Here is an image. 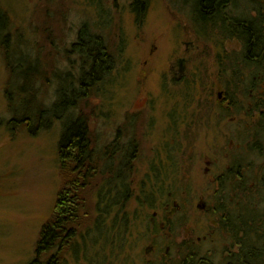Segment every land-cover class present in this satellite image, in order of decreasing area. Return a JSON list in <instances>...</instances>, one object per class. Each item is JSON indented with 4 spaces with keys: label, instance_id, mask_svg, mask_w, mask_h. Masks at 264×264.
<instances>
[{
    "label": "rangeland",
    "instance_id": "obj_1",
    "mask_svg": "<svg viewBox=\"0 0 264 264\" xmlns=\"http://www.w3.org/2000/svg\"><path fill=\"white\" fill-rule=\"evenodd\" d=\"M175 1L147 0L136 20L132 0H0L10 43L17 45L0 39V264L33 260L65 178L58 142L77 116L86 122L82 153L89 176L81 191L79 232L93 228L100 191L127 194L122 211L140 222L125 249L104 261L98 258L99 264H163L166 254L177 261L188 247L215 256L219 264L232 242L217 231L207 209L223 202L233 213V204L246 201L244 187L254 188L255 203L264 209V133L251 117L252 103L237 82L232 84L246 69L221 71L220 62L230 65L225 55L236 56L239 46L227 42L220 53L191 31L189 12L177 9ZM79 39L85 47L77 50L80 45L75 49L73 44ZM102 47L109 67L101 76L95 71L101 82L87 85L93 63L89 51L99 54ZM178 58L184 60L179 76ZM23 66L34 69L13 83L9 68L23 72ZM70 85L73 93L62 97V88ZM232 90L235 102H222L220 96ZM58 100L64 105L52 107ZM24 117L31 119L28 128ZM130 145L136 147L130 157L119 152ZM126 157L129 162H120ZM229 169V181L213 179ZM163 170L172 173L169 179L176 180L179 193L172 194L166 182L149 207V182ZM223 210L215 209L220 215ZM166 218L175 219L169 228ZM160 235L168 236L171 245ZM94 245L96 257L104 250Z\"/></svg>",
    "mask_w": 264,
    "mask_h": 264
},
{
    "label": "trees",
    "instance_id": "obj_2",
    "mask_svg": "<svg viewBox=\"0 0 264 264\" xmlns=\"http://www.w3.org/2000/svg\"><path fill=\"white\" fill-rule=\"evenodd\" d=\"M146 3L147 0H132L130 7L131 9L133 8L132 11L134 10L136 14V20H139L140 16L143 14V11H145ZM223 3L224 0L175 1V4H177V6L179 7H182L184 11L187 10L189 14L190 11L192 12L194 22L196 26L198 25V29H200L202 34L205 36V41L212 42L213 46L217 47L220 53L223 54L224 40L226 38V29L224 28V25L226 24V18H230V29L234 31L232 38L234 36V38L237 37V39L241 42L244 50L238 52L236 56H232L230 54L225 55L226 60L228 59L230 65L226 63L223 64L222 62H220V59L217 58L218 62L221 63V71L226 72L230 69L232 71H235L238 67H241V70L245 68L246 70H249L251 72H256V70L259 71V65L261 63H264V52L262 54L257 52L258 49L260 50L262 45L264 46V40H262V44L259 38H257V35L260 33V25H258V22H256V20H250V22H246L254 31H251L248 26H245L243 20L236 12V4L235 6L232 5V7H234L233 9L235 10H231L230 15L225 16L226 18L223 17ZM239 14L241 13L239 12ZM0 15L2 16V18L0 19V39L4 38L5 42L8 45H11L9 38L10 30L8 28L9 20L1 10ZM223 33L225 37L223 36ZM19 38L21 39V37ZM20 39H18V44L20 43V45L23 46L25 42ZM14 42L16 43L17 40H15ZM82 43L83 42H80L79 39L77 40L76 44H73V47L77 49L80 45L77 49L79 50L85 47ZM13 46L17 45H11V47ZM89 53L92 56L93 63L88 72L90 73L91 80L87 82V85L90 82L96 84L94 82L95 80H100L101 82V78H94L95 71L96 73L99 72L101 76L103 72H105L109 67V62L107 59L109 55L106 53L104 48H100L99 54L96 52V54L94 55L93 51L91 50L89 51ZM31 68L34 69V67L27 68V66H23V72H21L22 68L21 70L9 68L11 78L15 79H11V81L15 83V81H19L21 79L20 76H22L23 78L28 77V71ZM92 78H94L93 81ZM28 82L29 79L26 80L21 89L17 88V96H20L22 94V89L25 85H27ZM85 84V82H82L80 84V87L85 86ZM73 90L74 88L72 87V85L64 86V89L62 88V97L70 96L71 92L73 93ZM82 90L83 89L81 88V91L79 92H81V97L84 98L87 93ZM255 90L256 89L254 88V91ZM58 92L60 93V90H58ZM226 92L224 94L225 101H228L229 104L232 105L235 101L230 102L227 99ZM245 95L248 94L243 93V96ZM80 100H82V98L78 101ZM247 100L252 103V112H254L255 108L256 111H258V109H261L256 107L255 96L254 99L248 97ZM64 102L65 100H58L52 104V107L58 106V104L64 105ZM222 102L224 101L222 100ZM43 111L45 110H40L41 113H43ZM77 118L78 119L73 122L74 125L72 127L62 132L58 142V161L61 167V172L64 171L65 178L63 181V186L57 192L55 197L53 217L49 222L41 227L39 237L33 252L34 257L33 260L31 259L29 264H95V262L96 264H99L100 260L104 261L105 259L111 257L109 255L116 254L119 251L125 249L126 241L130 240L133 231L139 230L140 228V222H136L135 218H128V214L125 211H122L124 210V204L126 201L125 195L127 194H115L111 196L110 194H101L100 191L97 194L98 196L95 208V219L92 224L93 228L91 230H86L83 233L79 232L78 225L80 222L78 218V209L82 203L81 191L84 187L89 185V176L86 172V168L88 166L87 164H84L85 159L83 155L84 148L87 146V143L85 141L86 122L81 116H77ZM261 119L256 121L255 125L258 126V129L261 126L263 130L261 128L260 130L262 131V133H264V126L260 123ZM22 121L27 124V128L32 124L30 123V118L24 117ZM135 149L136 147L133 146L132 150L130 151L133 152ZM168 159L173 160V157L168 156ZM70 168L72 174L74 175L73 177L69 174ZM231 172V169L227 170L221 177L216 178V181L218 183L221 181H223L222 183H224L226 182V180L229 181L230 177L228 178V175ZM171 174L172 173L166 170L164 172H160V174L156 176L154 180H149L150 191L145 197L147 199L149 207L155 205V193L164 192V183L166 182H168L167 186L172 190H170L172 194L179 193L180 187L176 186V180L169 179V176ZM236 174L237 176L240 175L239 172H237ZM262 182H260V184H263L264 187V183ZM182 188L185 187L181 185V189ZM253 189L244 187V190L242 192L246 201L244 202L243 200H241V202L235 205L233 204V206H231L234 207L233 213L230 211V209L225 208L227 206L223 202L214 206L215 209H217V207H224L225 209L220 216H215L217 217L216 219H218L221 232L223 234H226L228 238L230 237L231 239L238 242V246L235 251H231L230 248L232 247V245H226L224 251H227V254L224 258H222L219 264H264V209H258V204L255 203L254 198L256 194H253ZM262 193L264 195V190L262 191ZM242 208L243 210H245L244 212L240 211V209ZM174 220L175 219H173V221ZM173 221L172 219L166 218L165 225L168 227L173 223ZM171 226L170 229L172 230L173 227ZM160 236L162 238V241H167L169 243L170 238L168 236ZM146 237H148V234L143 230V240H146ZM175 237L171 239H175ZM137 239L141 241L140 237H138ZM173 241L171 242L172 244H174ZM94 244H101V248L102 250H104L103 253L100 254H98L97 252L96 257H93V252L95 250ZM169 245L171 244L169 243ZM200 250V248L197 249L196 247H188L185 253H181V257L177 261L171 259L170 253L166 254L164 256L166 257V260L163 264H215L212 262V260L215 259L213 258L215 256H202L200 254ZM94 258H96L97 261H94ZM98 258L101 259L98 260Z\"/></svg>",
    "mask_w": 264,
    "mask_h": 264
},
{
    "label": "flooded vegetation",
    "instance_id": "obj_3",
    "mask_svg": "<svg viewBox=\"0 0 264 264\" xmlns=\"http://www.w3.org/2000/svg\"><path fill=\"white\" fill-rule=\"evenodd\" d=\"M226 2V3H225ZM236 4V6H235ZM177 5V4H175ZM235 6L236 9H237V13L239 15V17L243 20L245 26H248L250 28L251 31H254L250 25L247 24L246 21L250 22V20H256V22H258V25H260V33L257 35V38H259L260 42L262 43L264 40V0H224V3H223V11H222V16L225 17V16H229L230 15V12L231 10H235L233 9ZM177 9H179L180 11H184L182 7H179V6H176ZM187 11V10H185ZM242 14H239V12ZM226 18V17H225ZM237 18V17H236ZM230 18H226V24L224 25V28L226 29L225 33H226V38L224 40V46L227 42H236L239 46V52L243 51L244 48L242 47L241 45V42L236 38H232V35L234 34V31L231 28V22L229 20ZM190 21H191V31L192 30H196V33L198 34V36L200 37H205L202 32L200 31V29H198V25L196 26L195 22H194V18L192 17V14L190 13ZM239 26V25H238ZM238 26H235V27H238ZM216 32V31H215ZM236 35V34H235ZM223 36L225 37L224 33H223ZM264 43V42H263ZM262 43V44H263ZM187 47L191 46V44H186ZM103 48V47H102ZM188 50V48H186ZM257 52H259L260 54H262L264 52V46L262 45V47L260 48V50L258 49ZM108 59V58H107ZM178 59H182V58H178ZM175 61V64L177 65L178 67V76L179 74H182V71H183V64H178L177 60ZM261 71H264V63H261L259 65ZM257 71V70H256ZM178 80V78L176 79ZM81 84V83H80ZM86 88V89H85ZM85 88H83L82 91H84L85 93H87V87L85 86ZM256 89H259L258 92L252 94V95H245L244 98H248L250 97L251 99H254V96H255V103H256V107L258 108H261L260 110L258 109V111H256V108L253 112V116L251 117H254L257 121L260 120L262 118V107H263V104H264V87L263 85L260 87L259 85L256 86ZM251 91H254L253 89H249L248 92H251ZM83 92V93H84ZM221 92V91H220ZM81 93V92H80ZM85 97V96H84ZM221 100L224 101V93L220 96ZM131 141V140H129ZM133 145H130L128 146V148H121L119 149V152H124L126 151L128 156H130L132 154V151H130L132 149ZM120 153V154H121ZM127 158V157H126ZM123 158L120 162H129L128 160L130 158ZM215 181L217 180L216 178H213ZM207 211H212L210 213H213L214 217L217 215V216H220V214H218V212L215 211V207L211 205V207H209L207 209ZM217 217H215V221H214V224L216 225V229L217 231H219L222 235H224L226 237V239H228V242H232L231 244L229 245H232V247H236L238 246V242L233 240V239H230V237L228 238V236L226 234H223L221 232V229H220V226H219V222H218V219H216ZM213 258H216V257H213ZM224 258V257H223ZM213 263H216L214 260H212Z\"/></svg>",
    "mask_w": 264,
    "mask_h": 264
},
{
    "label": "bare ground",
    "instance_id": "obj_4",
    "mask_svg": "<svg viewBox=\"0 0 264 264\" xmlns=\"http://www.w3.org/2000/svg\"><path fill=\"white\" fill-rule=\"evenodd\" d=\"M237 82V83H236ZM236 83V87L239 86V89L241 90L242 93L248 94V95H252L256 92H258L259 89H256V86L259 85L260 87L263 85L264 87V71H256V72H251L249 70H245L243 72V74L239 75L236 77V79L234 81H232V84ZM241 85V87H240ZM256 89L255 91H251L248 92L249 89ZM248 92V93H247ZM227 99L230 102H234L236 100L237 97V93L236 91H227ZM262 119H261V125L264 126V107L262 109ZM37 120H39V122L41 123V119L37 118ZM40 123H36L35 125L38 127L40 125Z\"/></svg>",
    "mask_w": 264,
    "mask_h": 264
},
{
    "label": "water",
    "instance_id": "obj_5",
    "mask_svg": "<svg viewBox=\"0 0 264 264\" xmlns=\"http://www.w3.org/2000/svg\"><path fill=\"white\" fill-rule=\"evenodd\" d=\"M177 62H178V64H183V62H184V60L183 59H179V60H177Z\"/></svg>",
    "mask_w": 264,
    "mask_h": 264
}]
</instances>
